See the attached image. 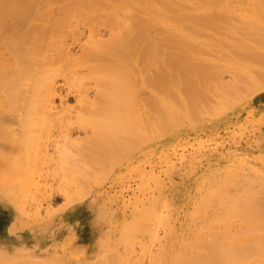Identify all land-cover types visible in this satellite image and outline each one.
I'll list each match as a JSON object with an SVG mask.
<instances>
[{
    "label": "bare ground",
    "instance_id": "obj_1",
    "mask_svg": "<svg viewBox=\"0 0 264 264\" xmlns=\"http://www.w3.org/2000/svg\"><path fill=\"white\" fill-rule=\"evenodd\" d=\"M203 23L210 30L207 35L201 32ZM69 40L80 45V55L72 53ZM187 45L191 48L184 51ZM199 45L220 53V70L215 68L218 60L195 62ZM263 65L264 0H0V174L13 181L3 185L22 190L32 174L52 170L71 174L73 181L95 169L115 173L134 153L146 157L153 140L151 155L161 156L167 128L181 126L182 111L175 102L182 98L194 104L205 85L219 87L223 98L241 92L242 81H250L255 70L262 72ZM231 68L242 74L217 85L221 73ZM60 76L66 96H76L73 107L63 103ZM59 97L61 108L56 105ZM151 111L158 112L157 119ZM145 170L140 166L137 173L148 175ZM240 176L210 183L205 195L211 200L203 202L210 206L214 201L222 208L226 202L238 204V198L226 196L225 187ZM243 194L240 202L264 196V191ZM11 210L7 205L1 209L0 225L13 216L15 232L18 216ZM258 213L264 216V203ZM144 220L134 226L135 237L155 239ZM5 237L3 229L0 244L7 245L10 239ZM193 243L191 253L184 254L187 245L172 262L264 264V238Z\"/></svg>",
    "mask_w": 264,
    "mask_h": 264
},
{
    "label": "rangeland",
    "instance_id": "obj_2",
    "mask_svg": "<svg viewBox=\"0 0 264 264\" xmlns=\"http://www.w3.org/2000/svg\"><path fill=\"white\" fill-rule=\"evenodd\" d=\"M60 4L64 2H56L53 10L59 9ZM55 14L57 16V12ZM205 27L203 23L200 29L207 35L210 30ZM71 42L69 40L72 53L80 55V45ZM183 47L184 51L191 48L190 45ZM196 49L195 62L206 64L218 60L216 71L221 69L220 63H224L219 52L205 45ZM262 68V72H253L250 81H242L241 92L231 91L226 98L219 87L205 85L194 104L189 105L182 98L175 102L182 111L181 126L167 128L169 132H164L161 156L151 155L156 149L155 140L147 147L146 157H142L143 152L134 153L130 157V173L126 168L130 160L127 157L126 162L117 166L119 172L95 169L74 181L71 174L54 173V170L49 174H32L31 183L24 180L23 186L27 188L22 190L18 184L19 189L15 185L14 190L7 189L3 184H10L12 180L9 182L6 174H0V211L5 205L11 206V212L18 216L15 232L12 215L11 221L0 225V231L4 229L6 233L5 239H10L7 245H2L8 247L10 253L19 246L34 247L36 254L46 258L49 264H123V261L124 264H174L172 261L179 257L177 252L183 254L187 248L184 254L191 253L188 250L192 249L193 241L222 238L249 242L264 238V216L258 213L264 196L240 202V196L246 195L242 193L264 191V65ZM241 74V70L231 68L221 73L217 85L231 83ZM60 77L58 83L63 89L60 90L63 103L73 107L77 104L76 96H66L67 87L63 86L64 78ZM56 100V105L61 108V98ZM151 112L157 119L158 112ZM140 166L150 175L138 174ZM233 174L242 176L227 185L225 192L226 196L238 198V204L226 202L227 208H222L214 201L210 206L203 202L205 198L209 199L205 194L210 183L218 184L223 176ZM28 175L27 179L31 178ZM43 194V200L35 203ZM92 198L96 205L92 204ZM148 205L150 207L146 208ZM99 207L112 213L113 237L110 239H102L107 226H96ZM150 208L155 210L151 212ZM158 217L163 219L160 221ZM143 220L147 226L150 222L149 228L155 239L148 235L142 239L135 237L133 230ZM121 232H126L123 240L120 239ZM121 259L123 261L119 262Z\"/></svg>",
    "mask_w": 264,
    "mask_h": 264
},
{
    "label": "clouds",
    "instance_id": "obj_3",
    "mask_svg": "<svg viewBox=\"0 0 264 264\" xmlns=\"http://www.w3.org/2000/svg\"><path fill=\"white\" fill-rule=\"evenodd\" d=\"M92 204L96 205L94 198H92ZM111 223L112 213L99 207L96 226H100V224L107 226V230L102 234V239H110L113 237L110 228ZM125 236L126 232L120 233L121 240H123ZM0 264H49V261L46 258L37 255L34 247L19 246L15 248L14 252L10 253L6 246L0 244Z\"/></svg>",
    "mask_w": 264,
    "mask_h": 264
}]
</instances>
